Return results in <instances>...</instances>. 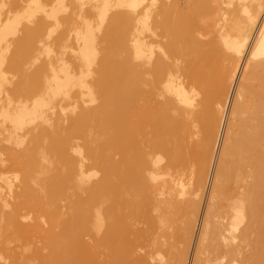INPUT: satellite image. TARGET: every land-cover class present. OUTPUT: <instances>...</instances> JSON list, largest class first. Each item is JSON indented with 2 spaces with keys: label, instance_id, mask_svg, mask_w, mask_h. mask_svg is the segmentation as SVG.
I'll use <instances>...</instances> for the list:
<instances>
[{
  "label": "bare ground",
  "instance_id": "1",
  "mask_svg": "<svg viewBox=\"0 0 264 264\" xmlns=\"http://www.w3.org/2000/svg\"><path fill=\"white\" fill-rule=\"evenodd\" d=\"M0 264H264V0H0Z\"/></svg>",
  "mask_w": 264,
  "mask_h": 264
},
{
  "label": "rangeland",
  "instance_id": "2",
  "mask_svg": "<svg viewBox=\"0 0 264 264\" xmlns=\"http://www.w3.org/2000/svg\"><path fill=\"white\" fill-rule=\"evenodd\" d=\"M243 71V66H241V68H240V70H239V73H238V77H237V79H236V86H237V83L239 82V80H240V82L242 81V78H243V75L241 76V74H243L244 73V71ZM231 105V104H230ZM230 109V106H229V108H228V110ZM228 112V114H229V112H230V110L229 111H227ZM205 203H206V198H205ZM204 206V205H203ZM205 207V206H204ZM194 246H196V243H195V245ZM194 249H195V247H194Z\"/></svg>",
  "mask_w": 264,
  "mask_h": 264
}]
</instances>
